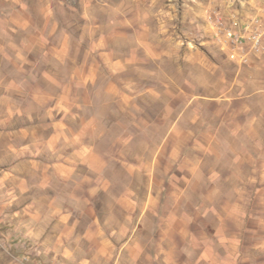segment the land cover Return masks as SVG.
I'll return each instance as SVG.
<instances>
[{"label": "rangeland", "instance_id": "rangeland-1", "mask_svg": "<svg viewBox=\"0 0 264 264\" xmlns=\"http://www.w3.org/2000/svg\"><path fill=\"white\" fill-rule=\"evenodd\" d=\"M263 28L264 0H0V264H264Z\"/></svg>", "mask_w": 264, "mask_h": 264}, {"label": "built area", "instance_id": "built-area-1", "mask_svg": "<svg viewBox=\"0 0 264 264\" xmlns=\"http://www.w3.org/2000/svg\"><path fill=\"white\" fill-rule=\"evenodd\" d=\"M242 32V31H241ZM237 33L233 31V29H225V40H229L230 42H238V40H242V38L245 36L243 33ZM249 42L251 43V46L255 50H259L261 48V44L264 42V28L263 29H255V30H249L247 33Z\"/></svg>", "mask_w": 264, "mask_h": 264}, {"label": "crops", "instance_id": "crops-1", "mask_svg": "<svg viewBox=\"0 0 264 264\" xmlns=\"http://www.w3.org/2000/svg\"><path fill=\"white\" fill-rule=\"evenodd\" d=\"M242 144V143H241Z\"/></svg>", "mask_w": 264, "mask_h": 264}]
</instances>
